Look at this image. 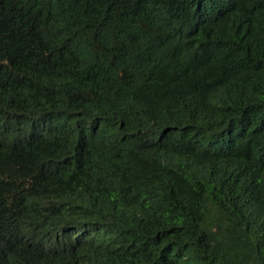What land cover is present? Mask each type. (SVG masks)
Returning a JSON list of instances; mask_svg holds the SVG:
<instances>
[{"label":"trees","instance_id":"16d2710c","mask_svg":"<svg viewBox=\"0 0 264 264\" xmlns=\"http://www.w3.org/2000/svg\"><path fill=\"white\" fill-rule=\"evenodd\" d=\"M0 264H264V0H0Z\"/></svg>","mask_w":264,"mask_h":264}]
</instances>
